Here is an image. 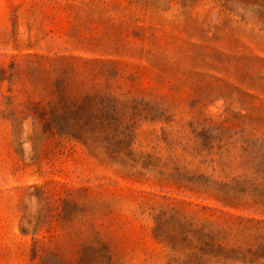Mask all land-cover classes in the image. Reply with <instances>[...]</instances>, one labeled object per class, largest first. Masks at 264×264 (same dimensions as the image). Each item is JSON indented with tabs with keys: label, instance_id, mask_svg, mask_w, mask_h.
Returning a JSON list of instances; mask_svg holds the SVG:
<instances>
[{
	"label": "trees",
	"instance_id": "1",
	"mask_svg": "<svg viewBox=\"0 0 264 264\" xmlns=\"http://www.w3.org/2000/svg\"><path fill=\"white\" fill-rule=\"evenodd\" d=\"M216 1L227 9L233 0ZM251 1L236 4L255 9L264 30L263 5ZM196 2L101 0L99 10H78L72 0H31L36 9L48 5L30 10L41 17L31 26H44L53 42L43 48L18 40L13 11L0 42V120L11 144L27 124L33 161L68 142L112 179L29 187L18 231L30 237V264H135L144 217L156 247L141 243L144 264H264V137L229 116L218 123L205 114L214 94L225 99L226 86L236 93L244 86L232 78L240 69L234 59H218L217 46L192 38ZM133 7L152 11L150 25L136 24ZM174 8L166 28L161 17ZM256 71L264 81V67ZM119 183L158 194H124ZM28 197L39 206L34 216L26 214Z\"/></svg>",
	"mask_w": 264,
	"mask_h": 264
},
{
	"label": "rangeland",
	"instance_id": "2",
	"mask_svg": "<svg viewBox=\"0 0 264 264\" xmlns=\"http://www.w3.org/2000/svg\"><path fill=\"white\" fill-rule=\"evenodd\" d=\"M72 1L79 3L78 10L100 9L97 3L101 0ZM102 1L108 4L110 2V0ZM237 1L239 0H233L227 5V9H223L216 0H197L190 10L197 28V33L192 38L217 46L220 49L218 51L223 53L217 56L218 59H234L240 65V69L232 74V78L236 83L244 86L242 92L239 93L233 92L232 86H226L223 93L225 99L214 94L204 108V112L218 123L229 116L234 122L243 124L246 128L257 131L264 137V81L260 80L256 71L259 65L264 67V30L260 31L262 26L258 25L254 18L252 10L255 9L246 8L240 11L239 5L236 4ZM255 1L263 5L260 10L264 11V0ZM14 10H17L15 14L18 21L19 41L31 42L42 48L53 44L51 40L44 38V32H46L44 26L41 32L37 30L38 26H31L32 23L40 22L41 17L30 10H48V5L44 3L41 8L36 9L32 6L31 0H0V42L11 31L10 19ZM131 10L133 12L136 10L135 13L140 12L138 13L140 15L133 18L137 25L139 23L144 26L150 25L148 15L152 11H144V7H133ZM176 12L178 10L174 8L161 17L162 24L166 28L175 21L173 17ZM242 15L245 21L240 19L239 16ZM28 24L31 26V31H28ZM191 34L190 31L187 32L188 36ZM183 40L189 41L185 37ZM134 56L144 58V53ZM1 88L5 89V86L0 87V91ZM245 92L250 95L249 98L244 95ZM240 110L245 111L243 119L237 116ZM22 131L23 134L13 146L8 137V124L0 120V264H30V237L21 236L18 231V220L22 215L18 203L20 199L32 193L29 187L48 182L75 188L94 187L106 185L109 180H112L103 167L86 156L80 148L68 142L62 143L59 151L57 149L53 151L52 146L49 147L42 158L33 161L32 146L24 139L29 133L27 124H24ZM116 190L130 195L135 192L158 194L144 185L129 186L124 183H119ZM138 198L140 201L143 199L141 195ZM143 200L145 202L146 199ZM190 200L187 199V201ZM192 202L213 206L206 200H193ZM24 206L27 215L34 216L39 210L34 197L26 198ZM135 207L136 205L124 207V214L131 216V211ZM140 226L142 230H139L137 234L139 245L136 247L137 254L133 258L135 264L143 263L142 250L144 247L156 249L150 240L149 225L145 217ZM147 264L159 263L150 261Z\"/></svg>",
	"mask_w": 264,
	"mask_h": 264
}]
</instances>
